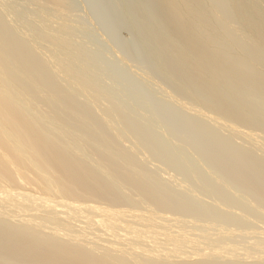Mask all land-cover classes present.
I'll return each instance as SVG.
<instances>
[{"label": "rangeland", "instance_id": "1", "mask_svg": "<svg viewBox=\"0 0 264 264\" xmlns=\"http://www.w3.org/2000/svg\"><path fill=\"white\" fill-rule=\"evenodd\" d=\"M0 1L13 136H42L53 193L117 215L1 201L0 264H264L263 0Z\"/></svg>", "mask_w": 264, "mask_h": 264}, {"label": "bare ground", "instance_id": "2", "mask_svg": "<svg viewBox=\"0 0 264 264\" xmlns=\"http://www.w3.org/2000/svg\"><path fill=\"white\" fill-rule=\"evenodd\" d=\"M47 1V0H46ZM51 1V0H50ZM53 1H56V0H53ZM57 1H60V0H57ZM93 1V0H92ZM163 1V0H162ZM165 1V0H164ZM169 1V0H168ZM217 1H219V0H217ZM223 1V0H222ZM226 1V0H225ZM225 1H224V3H225ZM240 1H242V0H240ZM240 1L239 0H237V2L240 4ZM248 0H244V3H246ZM253 1V0H252ZM262 1V0H261ZM261 1H260V4H261ZM1 2V1H0ZM37 2V1H36ZM40 2V1H39ZM61 2V1H60ZM60 2H53V3H55V5H56V3H58L57 5H58V7L61 5V3ZM174 2V0L172 1V3ZM178 2H180V1H178ZM182 2V1H181ZM198 2V1H197ZM220 2V1H219ZM232 2V1H231ZM236 2V1H235ZM249 2V1H248ZM251 2V1H250ZM246 3V4H244L245 6H240V7H246L247 5V9H251V8H257L258 6H256V5H258V1H257V4H256V1L254 0V4H256L254 7H253V4L252 3ZM263 2H264V0H263ZM5 3V2H4ZM11 3V2H10ZM34 3V2H33ZM51 3V5H52V2H50ZM97 3V2H96ZM184 2H182V4H183ZM196 3V2H195ZM222 3V2H221ZM227 3V2H226ZM233 3V2H232ZM243 3V2H242ZM39 4V3H38ZM169 4V3H168ZM178 4H181V3H178ZM187 4V3H186ZM189 4V3H188ZM42 5V4H41ZM56 5V6H57ZM185 5V4H184ZM194 5V4H193ZM200 5V4H199ZM198 5V6H199ZM224 5V4H223ZM233 5H234V3H233ZM241 5V4H240ZM12 6H14V5H12ZM167 6H169V5H167ZM173 6V5H172ZM171 6V7H172ZM176 5L174 4V7H175ZM179 6V8L180 9H182L181 7H180V5H178ZM182 6V5H181ZM186 6V5H185ZM225 6H227V5H225ZM237 6V5H236ZM260 6H262V4L260 5ZM8 7V6H7ZM36 7V6H35ZM94 7H95V5H94ZM238 7V6H237ZM2 8V7H1ZM166 8V7H165ZM173 8V7H172ZM175 8H177V7H175ZM184 8V7H183ZM186 8V7H185ZM260 8V7H259ZM262 8V7H261ZM174 9V8H173ZM229 9H231L230 7H229ZM8 10V9H7ZM97 10H99L98 8H97ZM185 10V9H184ZM191 10V9H190ZM237 10V9H236ZM238 10H240V9H238ZM243 10V9H242ZM256 10V9H255ZM258 10V9H257ZM5 11V10H4ZM9 11V10H8ZM175 11V10H174ZM186 11V10H185ZM185 11H184V13H185ZM244 11H246V13L247 12H249L248 10H245L244 9ZM244 11H242L241 12V14H243V12ZM250 11H253L252 12V14H257L256 16H252V17H254L255 18V20L254 21H257V19H259L260 17H261V19L263 20V16H264V14L263 13H260V14H263V15H260V14H258L257 12H255L253 9H251ZM181 12L183 13V10H181ZM190 12V11H189ZM264 12V11H263ZM9 13V12H8ZM57 13H59V12H57ZM166 13V12H165ZM174 13V12H173ZM173 13H172V15H173ZM177 13V12H176ZM196 13V12H195ZM239 13H240V11H239ZM239 13L237 14L238 16H239ZM250 13V12H249ZM178 14V13H177ZM235 14V13H234ZM240 14V15H241ZM56 15V14H55ZM189 15V14H188ZM12 16H14V15H12ZM71 16V15H70ZM187 16V15H186ZM249 16V15H248ZM2 17V16H1ZM173 17V16H172ZM243 16L241 15V20H243V18H242ZM247 17V15L245 16V18ZM258 17V18H257ZM43 19V18H42ZM187 19V18H186ZM261 19H259V21H257V25H259L258 24V22H260L261 21ZM59 20V19H58ZM100 20V19H99ZM249 20V19H248ZM197 21V20H196ZM246 21L247 20H245L244 21V23H243V26H244V24L246 25ZM264 21V20H263ZM263 21H261V22H263ZM56 22V21H55ZM198 22V21H197ZM248 22V21H247ZM260 22V23H261ZM54 23V22H53ZM181 23V22H180ZM251 22H249V24H250ZM254 23V22H253ZM6 24V23H5ZM51 24H52V22H51ZM56 24V23H55ZM172 24H174V23H172ZM175 24H176V21H175ZM248 24V23H247ZM255 24V23H254ZM251 25H252V23H251ZM262 25V24H261ZM179 26V25H178ZM240 26V25H239ZM248 26V25H247ZM255 26H256V24H255ZM184 27H185V25H184ZM196 27V26H195ZM53 28V27H52ZM250 28V30H251V26L249 27ZM261 28V27H260ZM46 29V28H45ZM164 29H166V28H164ZM179 29V28H178ZM184 29V28H183ZM245 29H246V27H245ZM254 29V28H253ZM264 29V28H263ZM43 30H44V28H43ZM50 30H52L51 28H50ZM61 30V29H60ZM187 30V29H186ZM186 30H185V32H186ZM262 30V29H261ZM260 30V31H261ZM41 31V30H40ZM57 31V30H56ZM56 31H54V33L56 32ZM247 31V30H246ZM259 31V30H258ZM258 31H257V33H258ZM27 32V31H26ZM37 32V31H36ZM52 32V31H51ZM191 32V31H190ZM45 32L43 31V34H44ZM60 33V32H59ZM183 33V32H182ZM260 33V32H259ZM264 33V32H263ZM26 34V33H25ZM52 35H53V33H51ZM167 34V33H166ZM2 35V34H1ZM19 35V34H18ZM22 35V34H21ZM27 35V34H26ZM50 35V34H49ZM51 35V36H52ZM60 35H61V33H60ZM63 35V34H62ZM183 35V34H182ZM187 35H188V33H187ZM255 35V34H254ZM257 35V34H256ZM262 35H264V34H262ZM43 36V35H42ZM54 36H55V34H54ZM54 36H52V38L54 37ZM57 36H59V35H57ZM2 37V36H1ZM56 37V36H55ZM178 37V36H177ZM188 37V36H187ZM192 37V36H191ZM263 37V36H262ZM17 38V37H16ZM45 38V37H44ZM47 38L48 39H50V37L49 36H47ZM65 38V37H64ZM64 38H61V40H65ZM184 38H185V35H184ZM257 38V37H256ZM260 38V37H259ZM1 39V38H0ZM19 39V38H18ZM42 39H43V37H42ZM67 39V38H66ZM77 39V38H76ZM187 39V38H186ZM51 40L52 39H50V42H51ZM60 40V41H61ZM52 41H54V40H52ZM59 41V42H60ZM56 42V41H55ZM54 42V43H55ZM62 43H63V45H64V43H65V41H61ZM60 42V43H61ZM53 43V44H54ZM66 44V43H65ZM69 44V43H68ZM58 45V44H57ZM62 45V46H63ZM8 46V45H7ZM62 46H60L61 48H62ZM14 47V46H13ZM21 47V46H20ZM69 47V46H68ZM72 47V46H71ZM14 49V48H13ZM63 49V48H62ZM67 49V48H66ZM44 50V49H43ZM1 51V50H0ZM58 51V50H57ZM62 51V52H61ZM61 51H59V54H62L64 51L63 50H61ZM73 51H74V48H73ZM73 53V52H72ZM67 55V54H66ZM34 56V55H33ZM71 56V55H70ZM75 56V55H74ZM0 57H2V56H0ZM52 57V56H51ZM60 57V56H59ZM66 58V57H65ZM2 59V58H1ZM5 59V58H4ZM75 59V58H74ZM78 59V58H77ZM76 59V61H78ZM23 60V59H22ZM57 60H58V58H57ZM47 61V60H46ZM75 61V60H74ZM75 61V62H76ZM48 62V61H47ZM69 62V61H68ZM67 62V63H68ZM3 64V63H2ZM26 64V63H25ZM51 64V63H50ZM64 64V63H63ZM0 65H1V62H0ZM5 65V64H4ZM3 65V66H4ZM22 65V64H21ZM21 65H19V66H21ZM61 65V64H60ZM3 66L1 65V67L3 68ZM23 66V65H22ZM21 66V67H22ZM75 66V65H74ZM6 67V66H5ZM13 67V66H12ZM58 68H59V65H58ZM64 68V67H63ZM4 69V68H3ZM2 69V70H3ZM65 69H67V68H65ZM65 69H62V70H64V72L66 73V72H68V71H70V70H68V71H65ZM1 69H0V71H2ZM73 70V69H72ZM24 71H25V69H24ZM26 72V71H25ZM63 72V71H62ZM73 72V71H72ZM90 72V71H89ZM2 73H3V75H4V72L2 71ZM8 73V72H7ZM60 73V72H59ZM71 73V72H70ZM78 73V72H77ZM82 73V72H81ZM1 74V73H0ZM68 74V73H67ZM76 74V73H75ZM74 74V75H75ZM80 74V73H79ZM75 75L74 76V80H76L78 83L81 81L80 80V78H81V76H83L84 74H80V75ZM9 75V74H8ZM59 75V74H58ZM66 75V74H65ZM72 75V74H71ZM5 76V75H4ZM57 76V75H56ZM93 76V75H92ZM1 77V76H0ZM62 77V76H61ZM10 78V77H9ZM55 78V77H54ZM69 78V77H68ZM83 78H85V77H83ZM0 79H2V78H0ZM12 79H13V77H12ZM70 79H72V78H70ZM69 79V80H70ZM15 80V79H14ZM1 81H3V80H1ZM53 81V80H52ZM73 81V80H72ZM71 81V82H72ZM83 81V80H82ZM99 81V80H98ZM102 81V80H101ZM87 82V81H86ZM85 82V83H86ZM95 82V81H94ZM6 82H4V84H5ZM21 83V82H20ZM68 83V82H67ZM73 83V82H72ZM48 84V83H47ZM65 84V83H64ZM74 84V83H73ZM87 84V83H86ZM21 85H22V83H21ZM17 86V85H16ZM73 86V85H72ZM86 86V85H85ZM1 87V86H0ZM6 87H8V85L6 86ZM68 87V86H67ZM71 87V86H70ZM87 87V86H86ZM85 87V88H86ZM9 88V87H8ZM1 89V88H0ZM10 89V88H9ZM25 89V88H24ZM75 89H77V88H75ZM102 89V88H101ZM3 89H1L0 90V204H1V201H7L8 202V200H10L11 201V199L12 200H18L19 201V203H21V206L18 208V206L20 205V204H16V206H12L11 204H9L10 203V201L7 203H5V204H7V205H4V207L5 206H8V204H9V206L8 207H10V206H12V207H17V208H14V211H13V208H12V211L15 213L16 211H17V209H21V207L22 208H24V206H22V204H24V202L22 203V200H23V198H26V199H32L33 201H40V202H42L45 206H55V207H59V208H57V209H60V207H63V209H64V207H65V209L66 210H70V208H71V210L73 209V208H76L75 210L76 211H80L81 210V208H82V206H81V208H79L80 207V204L79 203H76V202H74V201H71V200H67V199H65V197L64 196H62V197H60V195H62L60 192H57L56 193V191L53 193L52 191L54 190V189H52V191H51V189L49 188V181L48 182H45L44 181V183H40L39 181H38V177H36L37 176V174H36V172H37V170H38V168H39V165H37V163L39 162L40 163V160L38 161V159H41L40 157H43L42 156V150L41 151H37V150H30L29 149V147H28V144H24V140L22 141V136L23 137H25L27 140H28V142H31L32 140V138L33 137H35V136H37L36 134H35V136H32V135H27V134H23L22 133V136H21V134H19L20 136H21V138L19 137V135L17 134V132L15 133V137L17 136V138H15L14 136H13V134H14V131H13V129H14V127H18V123L17 122H15V120L17 119L18 121H20L21 122V120H19L18 118V114H17V112H16V108H17V106H16V108H15V110H14V108L12 109V108H9L8 106H5V102H7V100H8V98H7V95L9 94L6 90H5V92L3 91V92H1ZM93 90V89H92ZM95 90V89H94ZM25 91V90H24ZM68 91V90H67ZM86 91V90H85ZM18 92H19V90H18ZM21 92V91H20ZM90 92V91H89ZM89 92H88V94H89ZM8 93V94H7ZM98 93V92H97ZM28 94V93H27ZM82 94H83V92H82ZM87 94V95H88ZM93 94H95V93H93ZM103 94V93H102ZM109 94V93H108ZM10 95H12L11 93H10ZM20 94H18V96H19ZM91 96H93V95H91ZM84 97V96H83ZM104 97V96H103ZM106 97V96H105ZM19 98V97H18ZM93 98H95V97H93ZM99 98V97H98ZM85 99V98H84ZM92 99V98H91ZM90 99V100H91ZM15 100V99H14ZM58 100V99H57ZM87 100V99H86ZM95 100V99H94ZM96 100H97V98H96ZM9 101V100H8ZM67 102V101H66ZM9 103H11L10 101H9ZM8 102H7V104H9ZM100 103V102H99ZM101 104V103H100ZM34 105V104H33ZM9 106H11V105H9ZM20 106V105H19ZM36 106V105H35ZM98 106V105H97ZM102 106H104L103 104H102ZM71 108V107H70ZM77 109V108H76ZM20 110H22V109H20ZM44 111V110H43ZM21 112V111H20ZM22 114H24L23 112H22ZM106 114V113H105ZM18 115V116H17ZM117 115V114H116ZM24 116V115H23ZM18 117V118H17ZM26 117V116H25ZM24 117V118H25ZM109 118V117H108ZM28 119H30L29 117H28ZM115 119V118H114ZM16 120V121H17ZM25 120H26V125L28 124V120L27 119H24V122H23V118H22V122L25 124ZM32 120V119H31ZM13 121L17 124L16 126L14 125V123H13ZM33 122V121H32ZM23 123H21V124H23ZM9 124H12V125H14V127L12 128L11 126L9 127ZM107 124V123H106ZM21 125L19 124V127H20ZM22 127H24V126H22ZM16 129H19V128H16ZM26 129H27V126H26ZM45 130H46V128H44ZM116 129V128H115ZM24 131H25V129H23ZM22 130V131H23ZM21 131V132H22ZM27 131V130H26ZM25 131V132H26ZM29 131V130H28ZM48 132V131H47ZM18 133H20V132H18ZM32 133V132H31ZM17 134V135H16ZM33 134H34V131H33ZM25 135V136H24ZM40 135H38L37 137H39ZM12 137H14V139L12 138ZM20 139H19V138ZM40 137H42V136H40ZM45 138H46V136H45ZM24 139V138H23ZM35 139V138H34ZM27 140H26V142H27ZM31 140V141H30ZM37 140H39V139H37ZM44 140V139H43ZM27 142V143H28ZM51 142V141H50ZM132 142V141H131ZM33 144V143H32ZM51 144H52V142H51ZM58 144V143H57ZM131 144V143H130ZM31 145V144H30ZM46 145V144H45ZM134 145V144H133ZM33 146V145H32ZM43 146V145H42ZM49 146V145H48ZM53 146V145H52ZM60 146V145H59ZM66 146V145H65ZM43 148V147H42ZM53 148V147H52ZM36 149V148H35ZM50 149V148H49ZM56 149V148H55ZM48 150V149H47ZM51 150V149H50ZM57 152H58V150H56ZM52 152H53V150H52ZM47 154V153H46ZM49 154V153H48ZM56 154V153H55ZM44 155V154H43ZM240 155V154H239ZM53 156H55V155H53ZM51 158V157H50ZM55 158V157H54ZM232 159V158H231ZM43 160V159H42ZM60 160V159H59ZM44 161V160H43ZM54 161H56V159L54 160ZM53 161V162H54ZM44 164V163H43ZM42 166V165H41ZM49 166H51V165H49ZM252 166V165H251ZM44 167V166H43ZM46 167V166H45ZM53 167V166H52ZM41 168V167H40ZM50 168V167H49ZM61 168V167H60ZM45 169V168H44ZM59 171V170H58ZM252 171H254V170H252ZM40 172H42V171H40ZM46 172H48L47 170H46ZM56 172V171H55ZM54 172V173H55ZM49 173V172H48ZM57 173V172H56ZM36 174V175H35ZM33 175V176H32ZM48 175V174H47ZM56 175V174H55ZM55 175L53 174V176L55 177ZM48 176H50V175H48ZM58 176V175H57ZM60 176H62V175H60ZM69 176V175H68ZM31 177H35L32 181H31ZM53 177V178H54ZM56 178V177H55ZM15 179H17L18 181H21V182H19V183H21V184H27L26 182H28L30 185H29V187H30V189H28L26 186L28 185H21V184H18V183H16L17 182V180H15ZM45 179V178H44ZM68 180H69V178H67ZM16 181L15 183L16 184H18L19 185V187H17L18 185H16V187H15V184L13 185V181ZM52 181V180H51ZM263 180H261L260 182V184L263 186V188H264V183L262 182ZM23 182H25V183H23ZM55 182H56V180H55ZM69 182V181H68ZM67 182V183H68ZM74 182V181H73ZM70 183V182H69ZM52 184L54 185L55 183L54 182H52ZM78 183H76V185H77ZM257 184H258V182H257ZM257 184H255V186L257 185ZM21 185V186H20ZM32 185H36V187L35 186H32ZM259 185V184H258ZM260 185V186H261ZM31 186H32V188L34 187V188H37L36 190H32L31 189ZM51 186V185H50ZM73 186H75V185H73ZM22 187H25V188H22ZM52 187V186H51ZM56 187V186H55ZM62 187V186H61ZM60 187V188H61ZM68 187V186H67ZM257 187H259V186H257ZM22 188V189H21ZM68 189H69V187H68ZM56 190V189H55ZM65 190V189H64ZM67 190V189H66ZM59 191V190H58ZM69 191V190H68ZM60 193V194H59ZM64 197V198H63ZM15 200V201H16ZM27 202H29V201H27ZM40 202H38V203H40ZM78 202V201H77ZM11 203L13 204V201H11ZM15 203H17V201L15 202ZM15 203L13 204V205H15ZM33 203V202H32ZM27 204L28 203H26V204H24L25 205V208H27ZM30 204H31V202H30ZM35 204V203H34ZM81 204L82 205H84L85 203H82L81 202ZM38 204H35L34 205V207L35 206H37ZM44 205L42 206L43 208H45V210H46V207H44ZM30 207L31 206H33V205H29ZM28 206V207H29ZM41 206V204L38 206L39 208H41L42 209V207H40ZM85 206H87V205H85ZM90 206V205H89ZM89 206H87L86 208L85 207H83L82 208V210H84V212H85V209H87V211H88V209L89 208H91L92 210L91 211H98L99 212V214H102L104 217H102V219L104 220H102L101 219V222H105V221H107V220H109V218L110 219H113V218H116L117 217V215H116V211L115 210H113V209H109V208H105V207H101L100 205L98 206V205H91V207H89ZM8 207H7V209H8ZM28 208L27 210L24 208L23 210H22V212L23 213H26V211H29V209H31V208ZM54 207V208H55ZM0 208H1V210L3 209V207L2 206H0ZM11 208V207H10ZM9 208V209H10ZM36 208V207H35ZM48 209H49V207H47ZM53 208V207H52ZM77 208H78V210H77ZM40 209V210H41ZM62 209V210H63ZM3 210H5V209H3ZM24 210H26V211H24ZM36 210H39L38 208L36 209ZM50 210H51V207H50ZM70 210V211H71ZM11 211V212H12ZM3 212H5L6 213V210L5 211H3ZM12 212V213H13ZM18 212V211H17ZM16 212V213H17ZM42 212V210L40 211V213ZM48 212H49V210H48ZM47 212V213H48ZM67 212V211H66ZM78 212H75L76 214H81V213H78ZM80 212H82V211H80ZM19 213H21V211H19ZM18 213V214H19ZM45 213V212H44ZM72 213H74V209L72 210ZM74 213V214H75ZM131 213V212H130ZM133 213V212H132ZM137 213V212H136ZM140 213V212H139ZM2 214H4V213H2ZM28 213H26L25 215H27ZM53 214V213H52ZM54 214H56V213H54ZM53 214V216H54V219H57V218H55V215ZM85 214V213H84ZM133 214H135V212L133 213ZM132 214V215H133ZM37 215V214H36ZM40 215H43V214H40ZM57 215V214H56ZM130 215V214H129ZM131 215V216H132ZM143 215V214H142ZM15 216H16V214H15ZM21 216V215H20ZM31 216V215H30ZM30 216H28V217H30ZM34 216V215H33ZM58 216V215H57ZM77 216V215H76ZM116 216V217H115ZM127 216V215H126ZM144 216V215H143ZM23 217H24V215H23ZM25 217H27V216H25ZM24 217V218H25ZM27 217V218H28ZM51 217V216H50ZM136 217V216H135ZM32 216H31V220H32ZM37 218V217H36ZM36 218L34 219L33 218V221H35L36 220ZM125 218V217H124ZM124 218H122V220L124 219ZM127 218H132V217H127ZM126 218V219H127ZM136 218H138L139 219V216L138 217H136ZM136 218H134V219H136ZM143 218V217H142ZM39 219V218H38ZM41 219H44V218H41ZM41 219H39V220H41ZM51 219H53V218H51ZM137 219V220H138ZM26 220V219H25ZM59 220V219H58ZM58 220H54V223H56V221H58ZM114 221H115V219H113ZM117 220V219H116ZM121 220V219H120ZM120 220H119V222H120ZM128 220V219H127ZM124 221V220H123ZM126 221V220H125ZM129 221V220H128ZM145 221V220H144ZM45 222V221H44ZM101 222H100V226H101ZM130 222V221H129ZM60 223V222H59ZM102 223V224H103ZM120 223H122V221L120 222ZM125 223H127V222H125ZM139 223V222H138ZM57 224V223H56ZM123 224V223H122ZM127 224H130V223H127ZM58 225V224H57ZM104 225V224H103ZM126 225V224H125ZM52 226V225H51ZM69 226V225H68ZM118 226V225H117ZM116 226V227H117ZM119 226L120 227H122L120 224H119ZM126 227V226H125ZM149 227V226H148ZM144 228H145V226H144ZM146 228H147V226H146ZM149 229V228H148ZM109 236V235H108ZM62 251V250H61ZM60 253V252H59ZM68 254V253H67ZM69 255V254H68ZM21 256L23 257L24 255H22L21 254ZM67 256V255H66ZM11 259H13V258H11ZM79 259V258H78ZM102 259H103V257H102ZM11 261V260H10ZM13 261H15V259L13 260ZM76 261V260H75ZM8 262H9V260H8ZM7 262V263H8ZM62 262V261H61ZM96 262V261H95ZM14 263V262H13ZM72 263V262H71ZM98 263V262H97ZM9 264H11V262L9 263ZM63 264H64V262H63Z\"/></svg>", "mask_w": 264, "mask_h": 264}]
</instances>
